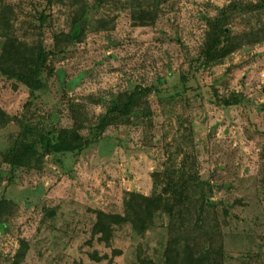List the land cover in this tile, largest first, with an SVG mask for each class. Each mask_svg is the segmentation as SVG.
<instances>
[{
	"label": "rangeland",
	"instance_id": "obj_1",
	"mask_svg": "<svg viewBox=\"0 0 264 264\" xmlns=\"http://www.w3.org/2000/svg\"><path fill=\"white\" fill-rule=\"evenodd\" d=\"M231 2L263 7L229 11L224 24L237 48L203 66L208 20ZM153 3L104 0L90 9L82 38L66 44L57 37L94 0H0L11 9V33L42 43L51 68L26 112L29 89L0 74V107L53 131L58 145L74 127L91 140L82 151L46 155L41 169L2 164L0 198L13 208L0 264L22 240L21 264H165L170 217L157 205L151 226H117L110 246L92 228L93 210L123 214L128 192L150 196L169 178L214 202L205 216L219 223L223 264H264V0H160L155 22L134 26L133 7ZM137 87L150 88L148 108L94 139L111 102ZM20 130L15 121L0 126V161Z\"/></svg>",
	"mask_w": 264,
	"mask_h": 264
},
{
	"label": "trees",
	"instance_id": "obj_2",
	"mask_svg": "<svg viewBox=\"0 0 264 264\" xmlns=\"http://www.w3.org/2000/svg\"><path fill=\"white\" fill-rule=\"evenodd\" d=\"M52 4L57 0H46ZM85 1V0H75ZM104 0H94V6H83L80 14L73 19L72 29L67 34L57 37L58 42L66 44L79 41L89 21L90 9L102 6ZM160 7V0H154L150 6L136 5L132 9L134 26H147L155 22ZM263 4H237L231 2L220 9L219 15L209 19V31L202 50V65L209 66L218 63L232 53L237 46L231 38L230 28L224 24L229 11L259 10ZM8 7L0 6V74L25 85L30 92L31 100L25 104V112L37 97V92L45 85V72L49 67V52L42 43L28 44L11 33V16ZM107 20L99 21V28H106ZM260 38V40H263ZM258 40V41H260ZM150 88L137 87L133 91L114 99L106 112L101 115L98 123L93 126V138L97 139L109 126L115 123H125L136 111L148 108L146 99ZM24 115L12 117L0 107V126L9 121H15L21 130L11 146L2 153L0 161V176L2 164L13 168L41 169L46 155L59 152L82 151L91 144L90 138H85L78 128L70 131L66 138L57 144L53 131L44 127L34 126L24 122ZM201 187V184H198ZM156 186V185H155ZM196 187V186H195ZM195 187L190 190L184 180L169 178L161 190L152 195L138 192H128L124 199L125 211L108 213L95 209L96 220L92 228V236L99 241L111 245L117 226L131 225L139 231L146 230L154 223L157 205L161 213L170 217L169 239L165 249V264H223L224 250L221 242L219 223L215 217L205 216L206 205L214 206V202L205 194H197ZM13 202L0 198V231L5 232L6 217L10 215ZM28 243L21 241L10 264H21L27 254ZM116 253L117 250L115 251ZM101 260V257H95ZM81 264V263H78Z\"/></svg>",
	"mask_w": 264,
	"mask_h": 264
}]
</instances>
